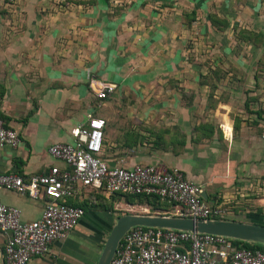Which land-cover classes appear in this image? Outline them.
Wrapping results in <instances>:
<instances>
[{
	"label": "crops",
	"instance_id": "1",
	"mask_svg": "<svg viewBox=\"0 0 264 264\" xmlns=\"http://www.w3.org/2000/svg\"><path fill=\"white\" fill-rule=\"evenodd\" d=\"M121 1H126V8L119 16ZM151 2L0 1V116L22 138L18 147L0 146V171L28 178L46 174L54 166L65 169L66 163L53 157L49 147L72 143V129L97 116L107 121L103 156L110 165L178 168L203 186L210 205L227 211L224 219L264 225L261 76L232 70L225 73V80L214 79L207 85L198 79L200 73L177 69L175 96L149 104L146 111L141 108L140 132L124 130L118 135L112 127L119 109L106 101L117 93L118 78L122 79L116 73L117 55L123 53L118 48L127 45L124 61L135 62L159 44L160 26L143 23L147 16L141 8ZM120 28L128 37H118ZM160 51L167 52L165 45L156 54ZM140 74L156 80L167 73L153 69ZM107 83L117 89L100 99L93 87ZM142 89L149 92L151 87ZM133 117L130 109L129 118ZM132 135L138 144H129ZM1 200L19 208L24 221L40 219L47 202L7 189ZM71 202L85 208L84 217L66 238L54 240L47 254L28 264H98L117 219L124 215L119 211L130 206L124 197L104 191H85ZM8 237L9 233L0 232V264H6Z\"/></svg>",
	"mask_w": 264,
	"mask_h": 264
},
{
	"label": "built area",
	"instance_id": "2",
	"mask_svg": "<svg viewBox=\"0 0 264 264\" xmlns=\"http://www.w3.org/2000/svg\"><path fill=\"white\" fill-rule=\"evenodd\" d=\"M0 1L13 4L17 0ZM93 89L100 99H107L117 85L107 83ZM106 127L104 118L90 116L87 125L72 129V143L57 142L49 147L53 157L66 163L65 169L54 166L46 174L28 178L0 171V232L9 233L6 264H28L47 254L54 240L66 238L86 213L71 200L85 191L156 196L173 205L171 212L163 214L224 219L227 211L210 205L203 196V186L178 168L110 165L103 156ZM21 142L19 132L0 116V146L18 147ZM6 189L46 198L42 217L24 221L19 208L1 200ZM236 241L212 233L136 226L123 237L111 264H264V250L239 246Z\"/></svg>",
	"mask_w": 264,
	"mask_h": 264
},
{
	"label": "rangeland",
	"instance_id": "3",
	"mask_svg": "<svg viewBox=\"0 0 264 264\" xmlns=\"http://www.w3.org/2000/svg\"><path fill=\"white\" fill-rule=\"evenodd\" d=\"M151 1V6L141 8L145 9L147 16L143 17V23L146 26H160L162 32H156L159 44L152 45L149 52L135 62L124 61L127 45L118 48L123 53L117 55L116 65L119 66L116 73L121 74L122 79L118 78L121 81L118 82L117 93L106 101L119 109L117 119L112 121V127L118 130V135H124V130L140 132L141 125L137 115L141 108H146L143 109L146 111L149 104L175 96V86H178L175 83L177 69L200 73L198 79L207 85L214 79L225 80L226 74L232 70H250L258 78L261 76L259 85L264 89V0ZM125 3L126 1H121L117 4L123 5L119 16L125 11ZM120 29L118 37H126L127 33ZM165 35L167 38H164ZM162 38L164 39L161 40ZM163 45L167 52L164 55H161V51L156 54L159 46ZM153 69L167 74L156 80L140 77L141 72ZM105 73L102 71L101 75ZM126 78L130 82L125 83ZM101 82L104 81L100 78ZM142 87H151V90L145 92ZM261 93L258 101L264 103V90ZM130 109L135 117L132 120L129 118ZM258 109L261 111L263 108L260 106ZM131 141L129 144L139 142L135 135H132ZM126 206L127 204L124 205ZM147 208L153 210L136 200L119 212L148 214ZM157 212L154 213L158 214ZM149 213L152 214L151 211Z\"/></svg>",
	"mask_w": 264,
	"mask_h": 264
},
{
	"label": "water",
	"instance_id": "4",
	"mask_svg": "<svg viewBox=\"0 0 264 264\" xmlns=\"http://www.w3.org/2000/svg\"><path fill=\"white\" fill-rule=\"evenodd\" d=\"M203 196L207 198L206 193ZM151 213L120 216L108 237L104 253L98 264H111L123 237L131 228L136 226L212 233L264 246V225L228 219H198L155 214L154 210H151Z\"/></svg>",
	"mask_w": 264,
	"mask_h": 264
},
{
	"label": "trees",
	"instance_id": "5",
	"mask_svg": "<svg viewBox=\"0 0 264 264\" xmlns=\"http://www.w3.org/2000/svg\"><path fill=\"white\" fill-rule=\"evenodd\" d=\"M115 195H120V196L124 197L127 203H133L134 201L138 200L141 203L148 205V207L152 208L154 211H160L161 213L171 212V210L173 208L172 204H170L168 202H164L156 196L131 195V194H121V193L113 194V196H115ZM76 205H78V204H76ZM236 243L239 246H243V247H247V248H251V249L259 248V249L264 250L263 245L254 244V243H250V242H244V241H236Z\"/></svg>",
	"mask_w": 264,
	"mask_h": 264
}]
</instances>
